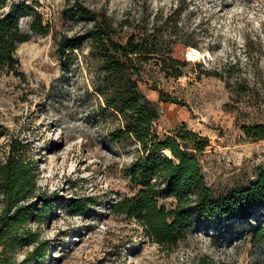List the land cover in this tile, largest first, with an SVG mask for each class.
<instances>
[{
  "label": "rangeland",
  "instance_id": "rangeland-1",
  "mask_svg": "<svg viewBox=\"0 0 264 264\" xmlns=\"http://www.w3.org/2000/svg\"><path fill=\"white\" fill-rule=\"evenodd\" d=\"M80 1L116 23L154 21L183 7L178 20L205 55L190 59L186 47L190 63L181 76L146 63L141 86L161 110L156 128L163 134L185 123L210 138L199 156L214 194L255 180L264 168V137L249 136L245 126L264 122V0ZM14 2L32 3L51 25L19 46L17 71L0 73V160L12 140L22 142L39 166L40 192L62 198L46 219L31 221L50 242L47 258L33 264H264V205L247 218L195 223L173 248L114 211L115 201L137 192L129 166L139 144L114 138L123 117L94 85L93 41L62 58L58 51L63 33L84 32L90 23L66 14L68 0H9L8 7ZM34 15L22 14V26L30 29ZM156 86L172 98L162 99ZM72 197L86 198L88 208L73 211ZM3 206L0 193V213ZM32 248L18 249L16 259Z\"/></svg>",
  "mask_w": 264,
  "mask_h": 264
},
{
  "label": "trees",
  "instance_id": "trees-1",
  "mask_svg": "<svg viewBox=\"0 0 264 264\" xmlns=\"http://www.w3.org/2000/svg\"><path fill=\"white\" fill-rule=\"evenodd\" d=\"M0 0V73L17 71L21 59L19 46L35 33H49L38 8L28 2ZM183 7L171 8L154 21L135 22L130 17L116 23L105 11H99L80 0H68L65 12L78 14L90 25L81 33H63L58 38L60 57L76 52L87 40L93 41L92 53L98 59L94 85L106 102L123 117L114 131L118 141L131 139L139 144V154L129 166L134 195L113 203L114 211L136 218L155 241L173 248L185 238L193 224L225 222L247 218L264 205V168L249 184L216 195L206 180L199 152L210 144V138L183 123L171 132L161 134L155 122L161 110L141 86L146 63L155 61L166 75L181 76L190 59L184 49L190 44L186 24L178 17ZM32 12L31 28L22 26L20 16ZM127 30L125 39L120 37ZM162 99L171 95L156 86ZM253 138L264 137V122L245 126ZM25 144L14 139L5 159L0 160V193L4 206L0 213V264H33L47 258L49 240H44L31 221L41 222L62 201L59 196L43 194L39 185V166L28 157ZM39 198L43 201L40 204ZM173 198L172 205L162 201ZM86 198L72 197L73 211L86 210ZM263 223L254 236L262 233ZM25 246L32 249L20 260L15 252Z\"/></svg>",
  "mask_w": 264,
  "mask_h": 264
},
{
  "label": "bare ground",
  "instance_id": "bare-ground-1",
  "mask_svg": "<svg viewBox=\"0 0 264 264\" xmlns=\"http://www.w3.org/2000/svg\"><path fill=\"white\" fill-rule=\"evenodd\" d=\"M204 55L205 52L198 46L190 45V47L188 48V56L190 59H198Z\"/></svg>",
  "mask_w": 264,
  "mask_h": 264
},
{
  "label": "water",
  "instance_id": "water-1",
  "mask_svg": "<svg viewBox=\"0 0 264 264\" xmlns=\"http://www.w3.org/2000/svg\"><path fill=\"white\" fill-rule=\"evenodd\" d=\"M187 53H188V51H187Z\"/></svg>",
  "mask_w": 264,
  "mask_h": 264
}]
</instances>
